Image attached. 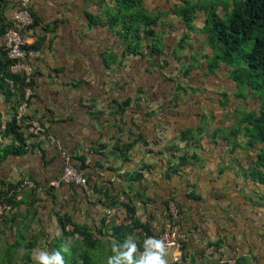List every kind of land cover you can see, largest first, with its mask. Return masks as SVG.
I'll use <instances>...</instances> for the list:
<instances>
[{
    "label": "crops",
    "instance_id": "obj_1",
    "mask_svg": "<svg viewBox=\"0 0 264 264\" xmlns=\"http://www.w3.org/2000/svg\"><path fill=\"white\" fill-rule=\"evenodd\" d=\"M183 1L143 0L150 13L160 16L156 30L165 51L124 58L118 29L104 16L115 0H32L36 33L46 41L32 61L36 90L29 115L49 131L41 135L24 130L28 147L22 154L5 155L14 138L0 136V186L26 180L37 185L19 191L11 217L3 223V229H16L13 244L26 241L27 234L36 238L26 241L35 244L36 251L43 243L53 244L63 234L59 216L71 230L80 227L102 243L117 242L103 221L110 202L127 201L129 194L138 217L158 234L169 226V205L177 206V225L189 257L180 264H235L241 258L264 264V184L251 173L245 176L262 145L248 146L243 134L241 147L233 150L227 141L237 107L247 111L261 104L249 95L238 97L232 68L221 64L210 70L205 56L212 57L215 50L203 32L207 14L199 9L195 30L189 31L172 13ZM17 3L0 0L5 19L11 20ZM187 35L188 49L176 52ZM3 45L0 31V48ZM128 100L131 103L124 106ZM14 114V103L0 80L3 127ZM200 128L204 134L199 139ZM189 131L192 141L184 140ZM127 143L136 145L125 160L115 148ZM64 154L87 178L86 187L50 188L63 173ZM194 155L198 158L179 171L172 169L180 157ZM221 239L222 249L209 248L210 242Z\"/></svg>",
    "mask_w": 264,
    "mask_h": 264
},
{
    "label": "trees",
    "instance_id": "obj_2",
    "mask_svg": "<svg viewBox=\"0 0 264 264\" xmlns=\"http://www.w3.org/2000/svg\"><path fill=\"white\" fill-rule=\"evenodd\" d=\"M115 1V7L113 9L110 7L107 8L104 16L111 26L118 29V34L124 44L123 57L125 58L130 55L144 56L146 54L150 56L162 55L165 51L164 40L156 30L160 16H155L150 13L144 7L143 0ZM102 2L104 3V1ZM199 8V4L192 0H185L182 4L175 5L172 13L181 17L185 21L189 31L192 32L195 30L194 22ZM1 10L0 31L5 35L6 31L12 26V21L4 18L3 11H5V8ZM31 13L35 19L33 27L36 30L38 22L32 9ZM92 20L96 21L94 17H92ZM53 30L55 31V29ZM203 32L207 36L208 43L215 50V54L212 57L205 56L206 59L209 60L210 70H216L221 64H225L233 69V78L240 90L250 89L254 92L257 91L261 93V96H259L261 102L259 111L245 113V116L240 119L236 117L238 118V125L230 131V137H227V141L232 143L231 146L233 150L237 147H241L242 143L239 141V137L243 134L248 140V146L252 147L257 143L262 145L258 160L252 166L250 172L253 178H257L264 184V0H242L240 2H235L232 13H226L223 16L218 14L217 5H215L207 17ZM36 38L35 44L33 46L31 45L29 49L40 51L46 38L39 32L36 33ZM189 39V35L182 38L176 52L184 53L189 47ZM11 65L12 62L5 48L1 47L0 80L2 84L5 85L6 92L12 99L15 110L13 118L7 122L5 127L0 123V136L6 137L12 135L14 138L13 144L9 148H6L5 155L10 152L15 154L25 153L28 143L24 136V130L32 129L35 125L29 114L24 117L22 124L17 123L15 115L26 101L27 85L23 75L12 72ZM33 85L35 89V80ZM238 97L246 99L248 96L245 92H241ZM34 99L35 96L29 100L30 106ZM130 103L131 100H128L123 105L128 106ZM38 123L46 128L44 122L39 121ZM48 131L49 129L46 128L47 134ZM198 133L199 139L202 138L204 129L200 128ZM252 137L255 138V142L251 140ZM194 139L190 131L184 136V140L186 141H192ZM136 143L118 145L115 151L120 153L123 159L127 160L129 151L134 148ZM197 158V155L191 156L190 158L180 157L179 164L172 169L177 172L180 170L181 166ZM20 184H22V182L0 186V202H6L15 207V199L19 194L18 188ZM35 186H37L36 183ZM126 196L128 198L127 201H120L114 198L108 207L121 210L124 208L125 216L123 220L117 223L115 219L109 220V218L105 217L103 222L109 225L112 233L111 237H113L114 241H117V243L122 242L129 235L132 237L138 236L136 239L138 244L137 250L141 251L142 243L146 236L157 238V236L160 237L162 233H156L149 222L144 223L141 221L137 215V206H135L133 198L130 197L129 194H126ZM105 197L108 200L113 199L107 193ZM11 213L2 215L0 217V220H2L1 222L6 223L8 217H11ZM179 217L180 212H178L177 215L167 214L170 227H175L178 224L177 220ZM59 220L63 234L58 240L51 244V249H58L62 244H67L68 247L72 248L73 252L71 255H66L64 253L65 264H107V257L112 254L111 245L113 242L111 240L109 243H102V240L97 239L89 230L83 231L80 227H75L73 230L69 229V222L63 216H59ZM72 237H76L79 243L78 248H75L73 245ZM179 241L182 244L181 261L183 260V262L187 263L189 258L187 254L188 243L183 233H180ZM19 244L20 242L15 243L12 247L17 248ZM224 244L225 241L221 239L216 242H210L209 248L219 251L223 248ZM34 247L35 244L33 243H29L26 246V255L29 260H31ZM181 261L172 259L173 263L170 264H180ZM215 264L222 263L218 261ZM235 264L248 263L246 259L241 258L237 260Z\"/></svg>",
    "mask_w": 264,
    "mask_h": 264
},
{
    "label": "built area",
    "instance_id": "obj_3",
    "mask_svg": "<svg viewBox=\"0 0 264 264\" xmlns=\"http://www.w3.org/2000/svg\"><path fill=\"white\" fill-rule=\"evenodd\" d=\"M31 2L32 0H18L17 6L14 9L11 18L12 26L6 31L4 35L3 47L5 48L8 57L12 62L11 70L15 74L23 75L27 85L26 101L22 105L19 112L15 115L18 124H22L24 117L29 114V100H31L32 97L35 96L33 82L35 80L36 73L32 61L34 58L39 57L41 54L39 50L29 49V47L32 45V41L36 40V30L33 27L35 19L31 13ZM31 132L41 135H47L46 128L40 124H35L31 129ZM64 159L65 168L63 170V173L59 178L50 182V188H60L65 184H76L86 187L87 178L72 165L71 157L67 154H64ZM25 187L35 188L36 186L33 181L26 180L22 182V184H20L18 191L22 190ZM13 210V205L6 202H0V217L2 215L11 213ZM124 216L125 212L121 209H106V217L109 218V220L115 219L120 223L121 220H123ZM175 232V236L177 237V231ZM173 244L175 245V243Z\"/></svg>",
    "mask_w": 264,
    "mask_h": 264
},
{
    "label": "rangeland",
    "instance_id": "obj_4",
    "mask_svg": "<svg viewBox=\"0 0 264 264\" xmlns=\"http://www.w3.org/2000/svg\"><path fill=\"white\" fill-rule=\"evenodd\" d=\"M193 2L199 4L200 8L203 11L206 12L207 17L209 16V13L213 10V8L215 7V5H217V12L218 14H222L224 13V15L226 13L231 14L233 11V7H234V3L235 2H240L242 0H200V1H195L192 0ZM198 9V10H199ZM227 9V10H226ZM239 92H245L247 94V96H252V98L255 99L256 104H261L260 98L259 96H261L260 92L257 91H252L250 89L245 90V89H239ZM253 92V93H252ZM240 98V97H239ZM248 98V97H247ZM244 99V98H241ZM241 106V105H240ZM237 107L238 109L236 110V117H238L239 119L242 118L243 116H245V113H250V112H258L261 105L251 109V110H245V108L242 107ZM240 109V110H239ZM238 118H236L235 124L232 125V128L230 130L227 131V137L229 136L230 131L233 128H236L238 125ZM230 137V136H229ZM252 141L255 142V138H251ZM230 145V144H229ZM251 172H245V176L247 174H249ZM168 213L172 214V215H177L178 213V208L177 206H174L173 203H171L169 205V209H168ZM2 220H0V264H38V262L33 260V256L31 255V260H29V258L27 257L26 253V246L29 244L28 242H34L36 241V238L34 236H30L29 234L25 235L26 237V241L21 242V240L19 241L20 244L19 246H17V248H13L12 245L14 242H17V239L15 237L16 233V229L15 231H8L7 229H3V222H1ZM169 223V222H168ZM175 231H177V237L175 236ZM181 233L180 228L178 227V225H176L175 227H170V223L167 229H164V232H162L161 236L159 237L157 236V238L159 237V239L161 238V240L164 242L165 246H166V252L168 254V257L172 259H174L175 261H181V252H180V247L181 242L178 240L179 235ZM41 239V236L39 237V240ZM38 240V241H39ZM72 243L75 246V248L79 247V243L77 242V240L72 239ZM175 243V245L173 244ZM39 244H37L38 246ZM41 250L44 251H49L51 252V245L50 244H41ZM34 251V250H33ZM73 252L72 248L68 247V250L65 252L66 255H71Z\"/></svg>",
    "mask_w": 264,
    "mask_h": 264
},
{
    "label": "clouds",
    "instance_id": "obj_5",
    "mask_svg": "<svg viewBox=\"0 0 264 264\" xmlns=\"http://www.w3.org/2000/svg\"><path fill=\"white\" fill-rule=\"evenodd\" d=\"M112 254L107 257V264H168L166 246L156 237L146 236L142 243V250L138 251L137 241L127 236L122 242H113ZM68 250L67 244L49 251L32 253L33 260L38 264H65L64 253Z\"/></svg>",
    "mask_w": 264,
    "mask_h": 264
}]
</instances>
